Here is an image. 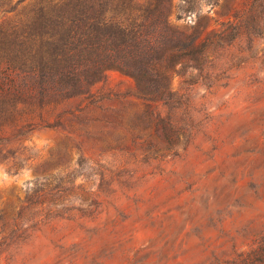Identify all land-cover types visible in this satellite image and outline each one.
<instances>
[{"label": "rangeland", "instance_id": "rangeland-1", "mask_svg": "<svg viewBox=\"0 0 264 264\" xmlns=\"http://www.w3.org/2000/svg\"><path fill=\"white\" fill-rule=\"evenodd\" d=\"M168 20L206 41L169 105L109 71L0 148V264H232L264 241V0Z\"/></svg>", "mask_w": 264, "mask_h": 264}, {"label": "trees", "instance_id": "trees-1", "mask_svg": "<svg viewBox=\"0 0 264 264\" xmlns=\"http://www.w3.org/2000/svg\"><path fill=\"white\" fill-rule=\"evenodd\" d=\"M24 2L0 0V148L56 126L45 112L93 97L109 71L131 78L143 100L167 106L174 67L202 64L206 41L194 27L170 25L171 0ZM232 264H264V241Z\"/></svg>", "mask_w": 264, "mask_h": 264}]
</instances>
